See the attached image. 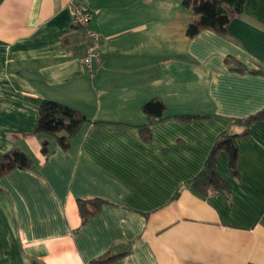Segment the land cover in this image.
Returning a JSON list of instances; mask_svg holds the SVG:
<instances>
[{"label": "crops", "instance_id": "obj_1", "mask_svg": "<svg viewBox=\"0 0 264 264\" xmlns=\"http://www.w3.org/2000/svg\"><path fill=\"white\" fill-rule=\"evenodd\" d=\"M70 1L0 0V154L33 160L0 176V264H264V119L237 139L238 178L215 154L231 202L188 184L217 135L264 108V72L251 71H264V0H246L227 34L192 37L183 0H76L100 35L91 73ZM155 97L166 108L146 141ZM45 99L88 119L67 148L36 132ZM90 198L104 202L82 221Z\"/></svg>", "mask_w": 264, "mask_h": 264}, {"label": "trees", "instance_id": "obj_2", "mask_svg": "<svg viewBox=\"0 0 264 264\" xmlns=\"http://www.w3.org/2000/svg\"><path fill=\"white\" fill-rule=\"evenodd\" d=\"M245 3L246 0H183L184 6L192 10L196 16L187 25L186 35L192 37L204 29L211 30L219 35L227 34L229 22L243 13ZM225 61L233 70H246L243 64L232 57H226ZM251 71L254 73L264 72L262 69ZM165 108L166 106L163 101L156 97L142 105L141 110L149 119L148 124L140 127V132L144 140H150L149 124L158 119H162ZM38 112L39 118L36 132L43 134V136L54 137L55 142L63 148L68 147L70 137L75 135L83 123L88 120L79 110L49 99L41 102ZM199 117L202 116H177L181 120H190ZM263 119L264 108L250 116L235 118L228 129L221 131L217 135L204 166L195 177L188 180V184L204 196L219 192L225 196L228 202H231V184L216 169L215 154L218 151H224L227 154L230 171L238 178L240 173L238 170L239 152L237 139L250 134L248 127L251 122ZM41 152L43 155H47L49 152V141L45 138L41 143ZM32 164L33 160L27 153L19 148H13L0 154V176L14 168H30ZM103 202L104 200L100 198L78 200L82 221H85ZM88 205L92 206V208H89ZM113 257L105 254L97 260H94L91 264H101Z\"/></svg>", "mask_w": 264, "mask_h": 264}, {"label": "built area", "instance_id": "obj_3", "mask_svg": "<svg viewBox=\"0 0 264 264\" xmlns=\"http://www.w3.org/2000/svg\"><path fill=\"white\" fill-rule=\"evenodd\" d=\"M72 13L71 28L78 34V43L84 48L81 61L88 72L93 71V63L99 57V33L90 26L91 12L80 6L76 0L70 1Z\"/></svg>", "mask_w": 264, "mask_h": 264}]
</instances>
